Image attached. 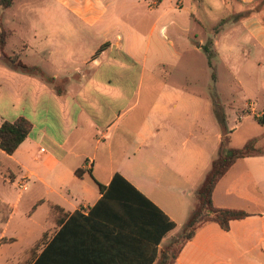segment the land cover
Returning a JSON list of instances; mask_svg holds the SVG:
<instances>
[{"label":"crops","instance_id":"crops-1","mask_svg":"<svg viewBox=\"0 0 264 264\" xmlns=\"http://www.w3.org/2000/svg\"><path fill=\"white\" fill-rule=\"evenodd\" d=\"M194 1L198 6L203 3H20L18 13L26 14L24 22L29 23L35 54L44 53L57 65L61 54L68 51V42L82 40L89 46L83 57L88 67L75 66L74 78L61 75L60 66L52 75L40 69L59 83L55 86L0 61V126L21 117L32 123L31 132L12 155L0 149V264H33L58 234L61 264H156L162 250L180 233L196 207V190L217 158L225 133L230 137L229 147L240 149L233 145V130L210 136L206 129L198 128V115L211 121L201 112L203 106L205 110L214 108L210 101L203 103L196 96H182L179 88L153 82L144 86L150 75L165 76L158 67L166 65V60L181 56L176 41L181 42L179 31L187 29L180 11L193 17ZM221 1L233 14L230 23L242 32L241 39L237 34L229 36V46L222 49L225 59L238 48L243 57L257 53L253 62L257 69L264 68L257 57L264 55V9L247 16L244 13L257 0ZM209 30L213 36L200 39L196 50L211 43L215 56L222 43L221 29ZM169 32L173 37H168ZM101 46H105L103 51L94 57ZM225 66L235 74L241 64ZM240 74L252 84L250 96L254 91L264 93V85L256 83L253 71ZM249 102L252 114L261 108L254 119L264 117V103ZM182 103L191 119L182 118ZM185 129L191 131L189 138H195L188 147L181 145ZM253 139L257 147L264 148L259 139ZM116 174L175 224L156 247L141 222H133L131 216L109 207L90 216L102 198L99 185L108 187ZM212 201L218 208L241 210L248 216L231 221L228 231L214 222L202 225L174 264H264V154L236 161L216 185ZM54 206L62 210L61 225L52 214ZM42 213L44 222L39 220ZM75 213L79 216L74 218ZM26 235L29 240L14 257L7 248ZM44 236L45 245L31 254Z\"/></svg>","mask_w":264,"mask_h":264},{"label":"rangeland","instance_id":"rangeland-1","mask_svg":"<svg viewBox=\"0 0 264 264\" xmlns=\"http://www.w3.org/2000/svg\"><path fill=\"white\" fill-rule=\"evenodd\" d=\"M24 1L26 0H14V4L4 10V13L0 16V23L5 30H15V33L8 38L5 48L6 54L12 55L15 53L19 56L22 63L42 69L48 75H52L55 69L60 66L62 69L61 75L74 78L73 69L75 66L79 65L82 69L87 68L88 64L83 63V57L86 55V49L89 46L84 44L85 41L82 40L79 42H68L70 43L67 46L68 51L65 54H61V56L63 55L62 60L57 65L52 64L44 53L38 55L34 53L35 44H31L33 39L32 33L28 28L29 23L24 22L23 15L26 14L18 13L20 3ZM191 10L194 13L193 17L189 16L187 11H180L182 25L186 27L185 30L187 29V32L179 31L181 42L179 40L176 41L181 56H178L176 60H166V65L158 67L161 71L166 72L165 76L156 75L153 77L150 75L145 78L144 86L147 82H153L156 86L166 85L168 88H179L182 96L183 94H190L201 98L203 103L210 101L214 107L218 105L219 109H211L209 107L207 110L203 106L201 112H206L210 116L211 121L203 120L200 117L204 116L198 115V128L206 129L210 136H213L216 132H223L220 124L216 122L218 120L215 114L216 111L218 113L221 112L224 114L226 131L230 134L233 130V145L235 147L241 148L248 140L253 138L259 139V146L264 147V126L258 124L254 119V115L260 113L261 108L255 109V113L252 114L251 108L247 106L250 103L249 101L261 106L264 103V93L254 91V96H250L248 87H251L252 84L244 78L243 74H240L243 70L253 71V74L256 75V83L260 81L264 85V68L257 69L253 62L257 53L251 52L249 57H243L242 52L238 48H234L228 57L229 60L225 59L222 49L229 46V36L237 34L239 39H241L242 32L241 29L236 30L240 28L238 25L230 23L233 14L230 9L224 6L221 0H203L200 6L194 1ZM247 13H244V15ZM209 29H221L219 37L222 39L218 54H215L210 59L202 49L196 50L200 39L207 40L213 36ZM171 34L169 32L168 37H173ZM71 38L70 40H72ZM164 38L166 39L167 36ZM29 42L30 44L26 48L24 44ZM56 49L54 48V50ZM252 53L254 54L252 55ZM257 57L259 61L264 63V55H258ZM0 61L2 60L0 59ZM237 61H239L241 66L235 72V76V74H231L228 71L225 64L233 65ZM191 117L189 110L183 107L182 103V118L191 119ZM239 117H241V120ZM190 133L191 131L189 130H182V146L186 145L188 147L194 142V137L189 138ZM212 143L213 139L209 144L212 145ZM39 216V220L44 222L45 213ZM29 238L30 235H26L23 239L19 238L17 243L7 249H11L10 253L17 257L19 255L17 251L23 249L24 243Z\"/></svg>","mask_w":264,"mask_h":264},{"label":"trees","instance_id":"trees-1","mask_svg":"<svg viewBox=\"0 0 264 264\" xmlns=\"http://www.w3.org/2000/svg\"><path fill=\"white\" fill-rule=\"evenodd\" d=\"M13 2L14 0H0V11L9 8ZM262 9H264V0H257L254 7L246 15L249 16L251 13L261 11ZM10 34V31L5 30L0 23V59L13 69L25 74L38 75L46 82L58 86L59 83L54 78L45 76L39 68L25 65L21 62L18 55H8L5 53ZM210 45L211 43H208L203 47V51L209 59L214 56ZM104 47L101 46L94 57L103 51ZM218 107V105H215L214 109H219ZM215 114L218 123L223 131L226 132L224 114L221 112L218 113L217 111ZM255 120L258 124L264 125V117H255ZM31 130L32 123L23 117L18 118L14 122L6 121L2 123L0 126V149L7 155H12L24 142ZM229 143L230 137L225 133L217 158L213 160L209 172L196 190V207L182 227L180 233L162 250L156 264H174L175 259L184 245L194 237L196 231L202 225L214 222L222 230L228 231L231 221L241 220L248 216L247 213L241 210L216 207L213 204L212 195L218 182L236 161L252 155L264 154V148L257 147L256 139L249 140L240 149L230 148ZM76 174L80 175L79 171H76ZM99 188L102 193V198L90 210V216L97 214L106 207L126 216H131L133 222H141L140 224L143 228L148 231L149 239L154 243L155 247L161 242L164 235L174 229L175 224L121 175L116 174L108 187L99 185ZM52 214L56 216L57 225H61L63 220L60 218L62 210L54 206L52 207ZM77 215L79 216V214L75 213L72 217L75 218ZM89 219L88 217L87 220ZM60 240L61 235L58 234L47 244V247L44 248L33 264H61ZM41 245H45V236L32 249L31 254H34ZM152 261H154V258L151 260V263Z\"/></svg>","mask_w":264,"mask_h":264},{"label":"built area","instance_id":"built-area-1","mask_svg":"<svg viewBox=\"0 0 264 264\" xmlns=\"http://www.w3.org/2000/svg\"><path fill=\"white\" fill-rule=\"evenodd\" d=\"M19 187H20L21 189H25V184H24V185H23V184H20Z\"/></svg>","mask_w":264,"mask_h":264}]
</instances>
